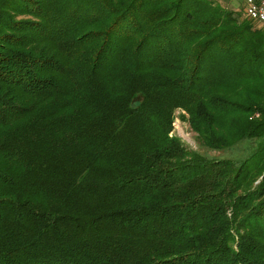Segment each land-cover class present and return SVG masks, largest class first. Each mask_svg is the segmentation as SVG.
Masks as SVG:
<instances>
[{
  "label": "trees",
  "instance_id": "16d2710c",
  "mask_svg": "<svg viewBox=\"0 0 264 264\" xmlns=\"http://www.w3.org/2000/svg\"><path fill=\"white\" fill-rule=\"evenodd\" d=\"M255 23L219 0H0V264H264ZM177 109L251 152L190 149Z\"/></svg>",
  "mask_w": 264,
  "mask_h": 264
},
{
  "label": "rangeland",
  "instance_id": "374dc122",
  "mask_svg": "<svg viewBox=\"0 0 264 264\" xmlns=\"http://www.w3.org/2000/svg\"><path fill=\"white\" fill-rule=\"evenodd\" d=\"M237 4L239 5L238 9L237 7H234L233 5H231L230 3H229V7H233L241 11V13L243 14V17H246L247 16L245 15L246 14L245 12L246 0L244 1V3L243 1L242 3L240 2L238 3V0H237ZM255 27L262 28L263 25L259 23H255ZM175 113H176V119H175V124H174V130L172 133L180 137L190 149L207 154L211 157H218V158L220 157L240 158V157H245L246 155L249 154V152H251L250 143H245V142L240 143L236 145L235 147H232L230 149H225V150H213V149L208 148L206 145L202 143V141L200 140L198 136V133L193 131L189 122L183 119V115L186 114V112L183 109H177Z\"/></svg>",
  "mask_w": 264,
  "mask_h": 264
},
{
  "label": "built area",
  "instance_id": "2783aa9c",
  "mask_svg": "<svg viewBox=\"0 0 264 264\" xmlns=\"http://www.w3.org/2000/svg\"><path fill=\"white\" fill-rule=\"evenodd\" d=\"M246 15L264 26V0H246Z\"/></svg>",
  "mask_w": 264,
  "mask_h": 264
},
{
  "label": "crops",
  "instance_id": "0c3cea01",
  "mask_svg": "<svg viewBox=\"0 0 264 264\" xmlns=\"http://www.w3.org/2000/svg\"><path fill=\"white\" fill-rule=\"evenodd\" d=\"M219 1H221V2H223L224 4H226L227 6H229V3L231 4V5H233L234 7H237V9H238V4H237V0H219ZM242 1H243V3H244V1L245 0H238V3L240 2V3H242ZM245 10H246V6H245Z\"/></svg>",
  "mask_w": 264,
  "mask_h": 264
}]
</instances>
